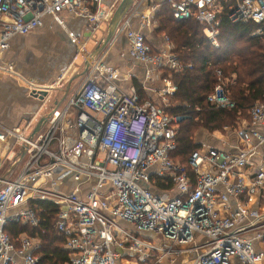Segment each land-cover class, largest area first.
<instances>
[{
    "label": "built area",
    "instance_id": "built-area-1",
    "mask_svg": "<svg viewBox=\"0 0 264 264\" xmlns=\"http://www.w3.org/2000/svg\"><path fill=\"white\" fill-rule=\"evenodd\" d=\"M164 1L171 3L176 19L194 18L204 25L219 46L221 14L231 0ZM143 2L150 6L148 13L139 10ZM157 2L141 0L131 10L134 0L110 44L121 35L127 38L130 56L147 66L141 85L150 96L133 85L124 90L118 83L123 74L106 63V54L92 61L84 45L78 55L90 61L87 75L63 105L45 113L46 123L35 136L41 119L36 115L15 127L0 123V144L7 151L27 149L17 175L0 177V264H39V234L24 232L14 240L7 231L10 224L40 226V211L32 206L38 201L58 207L54 226L65 238L66 264H120L123 259L127 264H264V210L254 207L264 202V160H256L264 146V102L235 127L236 151L203 142L188 164L173 159L184 116L167 110L178 88L171 73L185 65L168 35L161 49L149 39L147 30L158 23ZM102 4L0 0V58L15 37L41 27L48 15L85 18L92 38L119 5L109 12ZM229 10L233 21L255 22L260 27L253 35H264V0H236ZM134 19H140L139 27ZM0 67L14 72V65L1 59ZM216 72L218 83L208 102L234 109L230 80ZM156 80L164 87L153 86ZM29 87L34 96L52 90L39 89L34 81ZM14 157L0 156V168Z\"/></svg>",
    "mask_w": 264,
    "mask_h": 264
},
{
    "label": "trees",
    "instance_id": "trees-1",
    "mask_svg": "<svg viewBox=\"0 0 264 264\" xmlns=\"http://www.w3.org/2000/svg\"><path fill=\"white\" fill-rule=\"evenodd\" d=\"M230 5L235 7L236 0L225 4L221 14L218 47L196 19H176L171 3L164 1L157 10L158 35L171 38L175 52L185 65L182 71L173 72L172 80L178 88L172 96L173 104L167 109L170 114L184 116L177 148L172 153L173 159L183 164H188L192 153L201 146L199 140L204 131L235 128L241 120L250 118L257 102H264V35H253L260 27L255 22L233 21L229 16ZM217 69L230 80V95L237 105L234 109L216 108L208 102L218 83ZM172 184L171 181L169 187ZM159 185L168 187L164 183ZM32 206L40 211V226L10 224L8 233L14 240L24 232L39 234V264H66L70 256L64 248L65 238L54 226L57 205L52 201H38Z\"/></svg>",
    "mask_w": 264,
    "mask_h": 264
},
{
    "label": "crops",
    "instance_id": "crops-1",
    "mask_svg": "<svg viewBox=\"0 0 264 264\" xmlns=\"http://www.w3.org/2000/svg\"><path fill=\"white\" fill-rule=\"evenodd\" d=\"M119 1L102 0V6L112 12ZM140 1L135 0L131 10ZM162 2L163 0H158L159 7ZM139 10L148 13L151 9L146 2H143ZM133 24L135 27H139L140 19H134ZM108 25L109 22L103 23L101 28L90 38L91 33L87 30L85 18L60 13L46 16L41 27L27 35L15 37L9 50L0 58L1 61L14 65L12 73L4 71L0 67V123L7 127H15L34 115L42 119L51 107L63 105L68 96L75 92L80 85L77 78L80 77L82 81L88 73L85 72L83 76V71L78 73L77 64L83 59L81 55H78L79 49L86 45L87 50L92 52L97 43L106 35ZM158 26L159 20L151 30H147V33L155 46L161 49L164 46V36L158 35ZM104 53L106 54V63L117 67L125 76L118 82L124 90H129L132 85L134 86L131 83L132 78L144 79L147 66L130 56L129 43L125 36H119ZM68 70V74L64 76V72ZM30 81H34L39 89L51 87L52 90L44 99L37 95H31ZM155 84L158 88L164 87L161 81H157ZM199 141L229 151H236L239 145L235 128L203 133ZM7 148L8 146L0 144V156L8 154L10 158H13L20 150V148L19 150L14 148L9 152ZM262 159L264 160V146L261 147L256 160L260 162ZM10 165L11 161L8 159L3 162L0 168L1 178L6 176ZM20 169L21 164L19 163L7 179H13ZM254 207L264 209V202L254 203Z\"/></svg>",
    "mask_w": 264,
    "mask_h": 264
},
{
    "label": "water",
    "instance_id": "water-1",
    "mask_svg": "<svg viewBox=\"0 0 264 264\" xmlns=\"http://www.w3.org/2000/svg\"><path fill=\"white\" fill-rule=\"evenodd\" d=\"M133 2H134V0H122L119 3L118 7L114 11L113 16L111 17V20L109 22L108 32L97 43L96 48L92 51V53L90 55V58L92 61L95 60L99 55H101L102 53H104L108 49V47L110 46V44H111V42L115 36L116 30H117L120 22L122 21L123 17L127 13V11L131 8ZM89 67H90V61H86L84 73L88 71ZM72 80H73V78H72ZM48 93H49L48 90L43 89V90L39 91V93H36L35 95L40 96L42 99H44L48 95ZM68 93H69V90L67 91V95H68ZM45 123H46V118L43 117L39 121L37 126L35 127L34 132L32 133V137L35 136V134L43 128ZM26 151H27L26 147H22L19 150L17 155L14 157L13 161H11V165H10L8 172H7L6 176L4 177V179H7L9 174L12 171H14V169L17 167V165L21 162Z\"/></svg>",
    "mask_w": 264,
    "mask_h": 264
},
{
    "label": "rangeland",
    "instance_id": "rangeland-1",
    "mask_svg": "<svg viewBox=\"0 0 264 264\" xmlns=\"http://www.w3.org/2000/svg\"><path fill=\"white\" fill-rule=\"evenodd\" d=\"M108 32V27H107V31H106V33ZM84 60L83 59H81V61H80V63L79 64H77V66L79 67V72L78 73H80V72H82L83 71V74H82V76L85 74L84 73V69H85V66H84ZM73 67H75V66H73ZM168 72V71H167ZM124 75H123V77L120 79V80H123L124 79ZM171 78L173 79V73H171ZM142 79H138V78H132V80H131V83L132 84H134V86H136L135 85V83H137V84H139L140 85V87L142 88V85H141V83H142ZM157 81H160V80H156L154 83H153V86H156V82ZM77 82H82L81 80H80V77L79 78H77ZM141 88H138V89H141ZM141 92V91H140ZM141 94L143 95V96H150L149 94H148V92H144V90H142V92H141ZM173 103H172V97H171V99H170V106L172 105ZM204 133H213V132H210V131H204ZM261 210H264L263 208H261ZM31 235H34V234H31ZM35 236H37V235H35ZM128 263V260L127 259H123L122 260V263H120V264H127Z\"/></svg>",
    "mask_w": 264,
    "mask_h": 264
}]
</instances>
